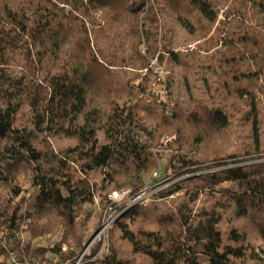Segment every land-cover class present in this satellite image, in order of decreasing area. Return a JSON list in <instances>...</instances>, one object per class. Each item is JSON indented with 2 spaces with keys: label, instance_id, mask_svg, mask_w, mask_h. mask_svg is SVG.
I'll return each instance as SVG.
<instances>
[{
  "label": "trees",
  "instance_id": "16d2710c",
  "mask_svg": "<svg viewBox=\"0 0 264 264\" xmlns=\"http://www.w3.org/2000/svg\"><path fill=\"white\" fill-rule=\"evenodd\" d=\"M192 42L194 50H176ZM211 51L219 54L218 68L207 65L218 84L206 99L170 105L148 90L154 59L167 56L169 94L174 71L187 86L192 54ZM236 114L251 140L226 150L220 137ZM165 134L180 150L161 169L151 147ZM35 135L73 144L57 151L36 146ZM263 141L264 0H0V264L72 257L82 241L78 223L91 215L83 208L97 195L92 176L104 177V208L112 190L136 192L157 169L150 179L168 186L154 198L179 193L180 201L154 230L119 223L138 206L120 215L114 224L133 253L152 264H264ZM20 168L30 171L28 203ZM229 211L255 229L259 253L235 227L224 236ZM55 227L69 229L49 246L31 243ZM98 264L131 263L111 247Z\"/></svg>",
  "mask_w": 264,
  "mask_h": 264
},
{
  "label": "rangeland",
  "instance_id": "374dc122",
  "mask_svg": "<svg viewBox=\"0 0 264 264\" xmlns=\"http://www.w3.org/2000/svg\"><path fill=\"white\" fill-rule=\"evenodd\" d=\"M174 30L177 32L176 28ZM179 33V32H178ZM182 35V33H181ZM182 39V38H181ZM197 43L192 42V43H187L184 44L176 50H181V51H186V50H194L193 47L196 46ZM142 53L145 52V46H143ZM167 57V56H166ZM166 57L163 61V63H156L155 59L150 63L149 67L153 69L154 72H156V78H153L154 75L152 76L153 81L150 84L151 92L156 94V95H161L165 100H168V102L173 104L174 102H177L181 105H185L186 103L189 102V98L192 97V95L201 97L202 99H206L208 95H210V92H213L214 86L218 84V77L215 76V74L211 73L210 68H208V61H211L212 65L215 66V68H218V64L216 62V59L219 57L218 52L216 51H211L210 53H203V52H194L192 56L190 57V63L192 67H190L189 72L187 74V86L186 82L184 81V75L183 71L180 69H176L173 73V76L171 78V86L169 90V94H167L166 89H165V83L167 80L168 76V71L166 69ZM147 72L146 69L141 71V75H144ZM203 78L206 79V81L203 80ZM156 82V83H155ZM161 82V83H160ZM205 83L210 85V87H206ZM144 94L141 93L137 98H140ZM190 95V96H189ZM147 96V95H146ZM149 107H152L151 110L152 112H157L156 107L149 103ZM23 126V125H21ZM20 126V127H21ZM229 133H223L222 136L220 137V140L225 143V149L226 150H231L235 145H239L238 142L246 140V142H250L251 136H246L247 130L242 126V120H240V117L238 114L233 115L232 117V123L229 129ZM43 137L39 135L36 137L35 135V140L34 143L36 146H40V144H48L46 147L49 148V146L52 149L55 150H61L69 145L73 144L72 140H66L63 138H56V137H48L46 136L45 139L42 141ZM172 139V135L170 134H165L162 136V138L155 143L151 147V151L155 158L157 159V162H159V166L161 169H163L164 165L166 164V159L172 154V153H177L180 150V147L178 145H169V142ZM263 146H264V141H263ZM50 149V148H49ZM184 149L181 151L183 152ZM195 152L194 150H191ZM247 163V162H245ZM17 183L20 185L22 188L23 197L25 198V202L28 203V197L29 193L32 191L31 188H29V183L28 179L30 176V171L26 168H20L17 173ZM151 177V176H150ZM92 180L94 182L97 181L98 187H97V195L94 197V201L90 204H87L84 206L83 210H87L90 212V217L89 219L85 222L84 226H80L81 224L78 223V229L79 232L82 235V241L81 245L79 248H74V253L72 257L68 258L67 260H70L74 256H76L83 248L87 249V244L90 242L92 236L94 233L98 232L100 230V224H101V217H102V212L104 208H101L100 203H99V196L98 192L104 181V177L94 175L92 176ZM147 178L144 179L143 185L145 184ZM152 187H160V190L168 186V183H159V182H151ZM155 184V185H152ZM138 188H142L143 185L142 183L140 184ZM228 184H224L223 188L227 187ZM29 189V191H28ZM127 189L131 190L130 187ZM139 189V190H140ZM138 190V191H139ZM131 192H134L131 190ZM137 192V191H136ZM132 194V193H131ZM130 194V195H131ZM108 196V195H107ZM17 198V197H16ZM202 201L206 200L205 195H201ZM180 201V196L179 193L175 194L171 197H168L166 199H158L155 198L154 200L147 201L146 205L142 204H137L138 202H131L128 201L130 204L127 207V210H130L131 208L134 207H140L139 210L136 212L132 213V220H129L127 216L122 217L119 220V223H124L125 227L133 232H137L140 229H156L158 227L157 223V217L163 214H174L175 213V207L177 203ZM199 202V201H198ZM208 203H206L207 205ZM126 211V210H125ZM81 218V217H80ZM79 218L75 220V223L78 221ZM119 218H117L118 220ZM131 221V222H130ZM80 222V219H79ZM235 227L239 233H245L247 237V242L251 243L255 247V252L259 253L261 248V241L258 238V235L255 232V229L245 221V219L239 218L236 219L234 218L232 211H229L228 213L223 215V218L220 223V228L222 232L224 233V236H226V233L228 232L229 228ZM69 228H66L65 230L59 229L55 227L52 232L43 234V235H38L36 237H33L30 241L32 244L35 246H42L46 245L49 246L54 242H57L61 239V236L65 234L64 232L68 231ZM22 236L24 239L27 241L29 240V237L27 234L22 232ZM106 237V241H105ZM103 242H99L98 245L92 246L89 250L90 254H93L95 252L101 251V252H106L108 248V252H110V248L113 247L115 251L117 252V255L119 258L128 260L131 264H152L151 260L145 256L144 254L141 253H133L132 248L130 243L123 238L121 229L118 224H112L111 227L107 231L102 232V237H101ZM61 251L64 254H67L69 251V246L67 243L63 242L61 245ZM57 259V258H55ZM200 260H204L205 257L201 256L199 258ZM66 261V260H65ZM251 260L249 258H245L243 260H239L238 264H250ZM59 264V263H56ZM178 264H186V263H178Z\"/></svg>",
  "mask_w": 264,
  "mask_h": 264
},
{
  "label": "built area",
  "instance_id": "2783aa9c",
  "mask_svg": "<svg viewBox=\"0 0 264 264\" xmlns=\"http://www.w3.org/2000/svg\"><path fill=\"white\" fill-rule=\"evenodd\" d=\"M160 174V170H154L152 173V178L157 177ZM151 177L147 178L143 187L137 192H131L129 189L123 190H112L108 194V201L103 209L101 217V228L98 232L94 233L90 242L87 244V249L83 248L76 256L70 260L60 262L59 264H98L109 254L108 248L106 252H95L93 254L89 253L90 248L94 245H98L102 241V232L107 231L113 223L120 217V215L127 210V207L130 205L128 201L138 202L137 204L146 205L150 200H154L155 196L158 194L160 187H152ZM155 185V184H152ZM132 193V194H131ZM131 194V195H130ZM173 196V195H171ZM170 196V197H171ZM147 202V203H146Z\"/></svg>",
  "mask_w": 264,
  "mask_h": 264
}]
</instances>
